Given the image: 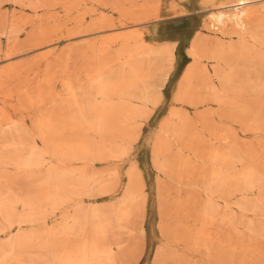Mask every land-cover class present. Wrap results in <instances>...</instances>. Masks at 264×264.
<instances>
[{
    "label": "bare ground",
    "instance_id": "bare-ground-1",
    "mask_svg": "<svg viewBox=\"0 0 264 264\" xmlns=\"http://www.w3.org/2000/svg\"><path fill=\"white\" fill-rule=\"evenodd\" d=\"M13 1L17 4L33 2ZM162 1L158 0L152 14L140 19L145 23L142 25L144 28L163 18ZM207 1L211 8L190 39L188 56L191 62L179 80L174 105L163 120L154 143V166L178 183L177 201L175 199L168 212L163 205L162 233L187 240L184 233L188 219L193 218L201 225L211 227L222 224L234 231L236 243L233 239L230 242V237L221 238L218 232L206 239L210 237L212 242H223L231 258L236 253L241 254L240 264H247L249 259L254 262L252 264H264V251L255 245L245 244L246 240L264 239V221L256 218L264 213V158L257 149L239 142L229 131L225 135L215 134V140L223 146L207 149L206 138L189 130L190 118L180 109L183 104L197 106L204 103L202 91L205 89L210 91L211 101L225 105L228 116L231 104L244 105V96H264V5L260 14L253 13L254 0ZM177 8H172L175 13L186 14L185 9L178 11ZM107 20L101 16L90 24L88 31L102 37V42L96 43L93 51L85 50L81 54L86 59L85 71L93 69V75L78 87L85 101L78 100V106L64 104V116L62 110L55 106V81L58 77H51L49 65L45 73L39 75L26 64L15 62L18 57L15 53L6 55L10 64L0 69V102L4 103L0 104V264H135L130 250L133 242H126L133 233L137 235L136 257L143 253L148 193L137 163L126 171L127 183L121 198L107 204L92 202L113 194L122 179L117 169L94 170L96 163L110 158L108 148L99 142L83 147L56 141L59 133L62 137L67 133L68 126L78 127L73 133L79 140L85 131L82 119L86 115L97 136L113 141L116 155L129 157L142 136L144 126L164 101V90L177 67L179 40L169 38L150 42L146 40L145 30L139 26L125 28L127 32L119 33L120 30H109L117 26H107ZM21 31L16 23H12L5 32L7 39L12 40L8 51L14 50L18 44ZM115 45H119L117 52L123 61L121 67L103 60L106 51H112ZM51 52L50 48L42 56ZM78 52L80 54L81 51ZM71 55L68 53L67 64L62 67L60 77L70 76ZM211 61L210 69L206 62ZM30 71L37 87L50 84L54 87L50 94L54 107L49 115L37 117L36 133L28 130L22 120L13 119L8 114L5 106L14 95L3 90L7 82L15 81L22 73ZM77 76L81 82V72L78 71ZM15 96L26 97L34 109L44 103L42 89L33 95L22 87ZM81 105L84 115L78 109ZM239 107L245 110L244 106ZM257 107L261 115L258 114L256 131L264 132V101L258 100ZM247 108L252 110L249 106ZM201 116L205 125L203 113ZM61 126L62 131L55 130ZM184 141L191 142L190 150L194 155H183L178 143ZM57 149L62 160L69 158L80 164L60 176L61 179L73 180V184L65 181L62 187L57 184ZM209 165L212 166L211 171L208 170ZM10 166L17 170L14 179L6 174ZM42 169L45 172L38 177L37 172ZM196 176L201 178L203 188L212 196L210 201L200 203L196 197L181 196V184L192 182ZM21 182H27L28 186L23 187ZM61 190L66 194L59 196ZM161 190L159 197L162 199L165 194ZM215 195L224 197L226 202L223 206ZM75 199L78 202L62 221L43 236L26 231ZM190 240L192 246L198 248V235L194 233ZM170 252L166 247L160 248L155 264L174 260Z\"/></svg>",
    "mask_w": 264,
    "mask_h": 264
},
{
    "label": "rangeland",
    "instance_id": "rangeland-1",
    "mask_svg": "<svg viewBox=\"0 0 264 264\" xmlns=\"http://www.w3.org/2000/svg\"><path fill=\"white\" fill-rule=\"evenodd\" d=\"M157 4L158 0H97V2L92 0H33L32 3L25 2L23 4L14 3L13 0H0V69L10 64V62L6 61L8 52H13L18 56L14 60L15 62L26 64L33 71H38L36 73L39 75L44 74L46 66L49 65L51 77L54 75L55 78L58 77V81H55V92H57L55 106H57V109L60 108L62 110L64 116V104L72 103L78 106V100L85 101V97L80 95L78 87L80 84L87 83L90 76L93 75V69L87 72L85 71L84 65L86 59L81 56L83 51H93L96 43L100 44L102 42V37L94 35L96 32L88 31L90 30L92 21L104 16L108 19L107 26H117L109 30H120L119 33L127 32L124 30L125 28L139 26V29L145 30L146 40L150 42L163 41L169 38L178 39L177 67L171 76V82L169 81L164 90V101L156 109L151 120L144 126L142 136L139 140L140 142L138 141L136 143L129 157L116 155L113 152L116 149V145L109 138H105L102 135L97 136L92 131L91 120L86 115L82 119L85 123V131L79 140L75 138L76 136L74 137L73 133L74 129L78 127L68 126L67 133H65L66 136L64 135L62 137L60 136L62 133H59L56 141L58 144L64 142L66 145L76 144L82 145L83 147L89 146L92 142L96 144L99 142L100 145H105L108 148L110 158L106 162L96 163L94 170L97 172H105L117 169L121 172L122 179L113 194L106 198H98L92 202L107 204L121 198L123 189L127 183L126 171L128 168L133 163H137L141 169L148 193L147 212L144 221L146 236L141 256L136 257V251L138 249L137 235L133 233L130 237L126 238L127 243H130V241L133 242L130 250L133 251L134 258L132 261L135 264H155L157 251L162 247H166L167 250L171 251L170 253L174 257V260H169L166 264H240L241 254L236 253L234 255L235 257L231 258V254L227 252L223 242L219 244L212 242L210 237L206 239L208 235L216 236L218 232L221 238L224 236L227 238L230 237L228 238L230 242L233 239V243H236L235 241L237 240L234 231L228 227L224 228L222 224L211 227L204 224L201 225L200 222L195 221L193 218L188 219L185 223L187 230L184 233L187 234V240L181 237L177 239L173 234L164 235L162 233L164 222L161 218V212L163 205L167 212L172 208V204L176 199L178 183L173 177L166 176L154 166V143L160 132L163 120L168 114L170 107L174 105V94L179 80L186 66L191 62L188 56L190 39L211 8V3L207 0H163V18L147 24L145 26L146 28H144L142 25L145 23L140 21V19L152 14L156 10ZM253 4H255L252 7L253 13L258 12L261 14L264 0H254ZM173 6L176 8L179 6L177 8L178 11L185 9L186 14L181 15V13H175L172 9ZM12 23H16L22 31L19 42L14 50L8 51L10 50L12 40L9 41L7 39L5 32ZM50 48L52 51L51 54L42 56ZM118 48L119 45H115L112 51H106L107 53L104 54L103 60L108 64H115L117 67H121L123 66V61L118 56ZM78 51H81L80 54ZM68 53L72 54L69 61L71 68L70 76L60 77L59 74H61L62 67L67 64L65 60L67 59ZM206 65L211 69L212 61L206 62ZM78 71L83 75L81 82L77 78ZM31 72L22 73L19 79L7 82L3 90L14 95L5 106L8 114L12 115L13 119L22 120L23 125L28 130L36 133L35 121L37 117L41 114L49 115L54 107L53 99L50 95L52 93L51 89H54V87L53 84L48 86L43 85V88L37 87L33 72ZM22 87H26L33 95H37L39 90L42 89L44 103L34 109L26 97H16V92ZM119 88L121 89L122 87L120 86ZM209 97L210 91L205 89L202 91V98L205 100L204 103L198 104L197 106L181 105L180 109L189 116L190 122L192 123L189 126V130L206 138L207 142L205 143V147L207 149L212 146L221 145L215 140V134L217 132L225 135L229 131L239 142L257 149L264 158V132L256 131L258 114L261 115L257 103L258 100L259 102H263L264 96H259V98L252 95L244 96L242 101L246 104H231L230 116H228L224 104H217L211 101ZM0 104L4 105L2 101ZM81 104L83 105V103ZM82 105L78 109L84 115ZM246 105L251 107L252 110H249ZM239 106H244L245 110H242ZM72 111L74 113V109ZM202 113L205 118V125L201 119ZM259 121L261 123V118ZM3 122L5 121L3 120ZM57 129L62 131L63 127H56L55 130ZM178 145L183 155H194L190 150V141H184L183 143H178ZM58 150L55 156V174L59 178L57 179L58 186L62 187L63 181L65 183H72L73 180L61 179L60 176L64 172L73 169L72 167L77 168L80 164L69 158L62 160L63 157L58 154ZM208 170L211 171L212 166L209 165ZM44 172V169L39 170L37 172L38 177H41ZM6 174L8 178L14 179L17 176V170L13 166H10ZM21 185L27 187L28 183L21 182ZM181 188L182 191L180 193L183 198L196 197L200 203L211 200L212 196L203 188L199 176H196L192 182L184 181L181 184ZM160 189L165 194V198L163 197L161 199L159 197ZM65 194L66 191L61 190L59 196ZM215 199L220 201L221 206L226 202L221 195H215ZM229 201L231 202V199ZM77 202L78 199H75L70 204L66 203L48 217L39 221L32 228L26 229V231L31 230L43 236L47 233L46 231L57 226ZM193 217L196 218L194 213ZM256 218L259 221H264V213L261 212ZM194 233L199 238L198 248L192 246L190 240V236ZM56 237V241H58V236ZM245 244L255 245L264 251V239L246 240ZM252 263L254 262H251V259H249L247 264Z\"/></svg>",
    "mask_w": 264,
    "mask_h": 264
}]
</instances>
